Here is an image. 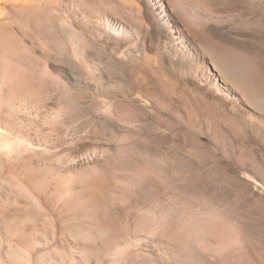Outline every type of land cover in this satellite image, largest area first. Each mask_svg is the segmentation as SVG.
<instances>
[{
  "label": "rangeland",
  "instance_id": "rangeland-1",
  "mask_svg": "<svg viewBox=\"0 0 264 264\" xmlns=\"http://www.w3.org/2000/svg\"><path fill=\"white\" fill-rule=\"evenodd\" d=\"M33 2L7 3L2 19L14 31L7 46L32 60L58 93L23 110L21 121L61 129L46 140L51 160L39 163L49 178L82 173L86 193L104 183L110 197L98 193L99 215L88 212L83 229L68 235L60 231L73 226L69 215L59 220L48 197L3 177L0 264H264V123L227 116L229 107L200 95L156 50L147 62L130 54L156 12L168 18V7ZM171 2L180 26L254 61L264 84V0ZM79 88L82 146L69 103ZM187 112L220 127L230 149H221L222 139H201L204 128L189 125ZM169 128L176 137L163 140Z\"/></svg>",
  "mask_w": 264,
  "mask_h": 264
},
{
  "label": "bare ground",
  "instance_id": "bare-ground-1",
  "mask_svg": "<svg viewBox=\"0 0 264 264\" xmlns=\"http://www.w3.org/2000/svg\"><path fill=\"white\" fill-rule=\"evenodd\" d=\"M33 1L37 2V0H0V179L6 177L17 180L33 194L42 193L48 197L59 213V220L64 222V217L69 215L70 223H73V226L65 225L67 227L64 226L65 228H62L60 232L74 235L83 229L88 212L93 217H97L99 210H102L103 206L99 204L98 193H102L101 196L105 194L107 197L110 196L104 183L92 187L93 189H90V192L87 190L88 193H86L85 176L82 173L73 178L74 180L64 178L63 175V178H49L43 171L42 164L40 166L39 163L51 160L49 153L51 151L47 148L46 140H50L55 135L57 138L61 129L58 128L59 126L52 130L44 127L36 129L21 121L23 110L38 101L44 102L47 99L45 95L58 93V88L52 84L50 78L45 73L41 74L35 70L32 60L23 59L17 51L13 53L14 49L10 48V50L7 46V41L14 34L8 22L2 19L7 3L34 5ZM163 3L168 7V18H164L161 13H154L156 16L155 18L153 16L151 21V30L130 54L135 53L141 60L147 62L149 52L156 50L161 57L171 63L176 73L185 77L192 86H196L194 90L196 89L200 95L229 107L228 113L225 111L227 116L246 117L249 120L264 123V84L257 78L256 63L234 51L212 46L199 38L194 30L187 26H180L171 0H156V3L153 0H146L149 8L161 11L167 9V7L164 8ZM171 23L174 28H171ZM78 83L82 85L83 82L80 79ZM83 94L82 89L79 88L77 98L72 100V103L69 102L77 112L72 123L77 125L79 146H82L84 131ZM241 105L243 109L240 108ZM183 106L188 109L186 103ZM185 118L189 125L204 128L200 134L201 139L206 137L210 138V141L222 139L225 145L222 144L221 149L223 150L225 146L230 149L227 134L220 127L196 120L191 112H187ZM48 131L50 133H46ZM168 131L163 140L176 137L172 133L173 130ZM160 144H163V141ZM239 144L238 140L235 141L236 148ZM139 145L142 148L152 149L154 153L161 149V146H149L148 143ZM63 146L73 147V143L69 145L67 142H61L60 147ZM102 174L101 172L100 175Z\"/></svg>",
  "mask_w": 264,
  "mask_h": 264
}]
</instances>
